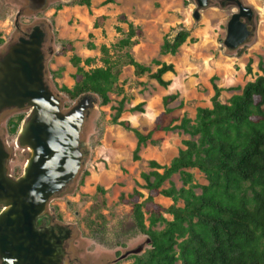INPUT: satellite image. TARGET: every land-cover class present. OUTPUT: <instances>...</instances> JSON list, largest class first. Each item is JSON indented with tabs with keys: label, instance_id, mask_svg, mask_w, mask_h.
I'll list each match as a JSON object with an SVG mask.
<instances>
[{
	"label": "rangeland",
	"instance_id": "1",
	"mask_svg": "<svg viewBox=\"0 0 264 264\" xmlns=\"http://www.w3.org/2000/svg\"><path fill=\"white\" fill-rule=\"evenodd\" d=\"M83 1L89 5L76 3ZM240 1L252 9L248 23L252 33L240 47L228 50L223 41L236 9L221 6L222 0H208L198 10V19L193 18L194 0H46L39 11L31 8L30 0H0V54L31 25L48 26L45 80L64 110L80 98H70L64 88L72 92L84 75L95 70L111 76L105 104L92 94L97 101L81 134L80 172L47 206L46 214L55 222L72 228L64 264H131L146 242L133 230V204L121 198L137 191L143 195L137 202L143 203L147 190L142 174L153 170L149 162H156L162 172L185 148L184 141H196L179 128L180 121L185 118L194 125L197 109L211 108L215 88L220 91L219 101L226 103L240 94L245 83L264 75V0ZM180 29L189 33L187 41L174 54H163L164 41ZM130 60L151 73L162 63L172 64L174 72L163 76L169 86L163 88L147 75H135ZM169 95L175 98L164 103ZM26 114L24 110L3 116L0 134L8 149L20 127L21 122L11 133L18 116ZM122 121L129 123L130 130L118 124ZM138 135L147 139L137 148ZM25 159V151H14L9 164L13 177L22 173ZM183 171L197 186L193 192L200 194V187L207 184L203 173L196 168ZM170 184L176 190L189 188L179 173L161 188L168 189ZM153 203L160 207L162 219L151 224V208L143 209L144 225L156 232L172 220V206L183 207V200L161 195ZM136 249L138 253L128 254Z\"/></svg>",
	"mask_w": 264,
	"mask_h": 264
},
{
	"label": "trees",
	"instance_id": "2",
	"mask_svg": "<svg viewBox=\"0 0 264 264\" xmlns=\"http://www.w3.org/2000/svg\"><path fill=\"white\" fill-rule=\"evenodd\" d=\"M76 3L89 5L88 1ZM188 37L187 31L178 30L164 41L162 53L174 54ZM130 65L135 75H147L163 88L170 84L163 76L174 72L173 65L166 63L153 73L132 60ZM110 77L106 71L95 70L84 75L72 92L65 88L62 91L70 98L91 93L105 104ZM219 96L215 88L211 108H198L194 125L185 118L180 121L179 128L196 141H184L185 148L162 172L156 162H149L153 170L142 174L147 190L143 203L137 202L143 198L137 191L121 198L133 204V230L146 242V248L131 264H264V75L245 83L240 94L231 96L226 103H221ZM174 98L175 95L165 96L163 101ZM22 119L18 116L11 133L16 132ZM118 124L130 130L127 121ZM146 139L138 135L137 148ZM188 168H196L205 176L207 184L200 187V194L193 192L197 186L183 171ZM176 173L189 188L176 190L170 184L168 189H162L163 183ZM159 195L183 200V207L172 206V220L156 232L145 227L143 209L147 212L151 208V224L160 221V207L153 203Z\"/></svg>",
	"mask_w": 264,
	"mask_h": 264
},
{
	"label": "water",
	"instance_id": "3",
	"mask_svg": "<svg viewBox=\"0 0 264 264\" xmlns=\"http://www.w3.org/2000/svg\"><path fill=\"white\" fill-rule=\"evenodd\" d=\"M198 10L208 0H194ZM46 0H30L39 11ZM233 6L223 45L235 50L250 37L252 9L240 0H222ZM20 14L15 17L17 22ZM48 26L36 23L16 36L0 56V125L8 112L27 111L10 149L0 134V264H64L72 242V228L57 222L43 223L51 199L62 193L78 176L84 161L81 134L85 119L96 104L86 94L69 109L45 80L44 45ZM26 153L22 173L13 177L9 164L14 151ZM139 249L129 253L136 254Z\"/></svg>",
	"mask_w": 264,
	"mask_h": 264
},
{
	"label": "flooded vegetation",
	"instance_id": "4",
	"mask_svg": "<svg viewBox=\"0 0 264 264\" xmlns=\"http://www.w3.org/2000/svg\"><path fill=\"white\" fill-rule=\"evenodd\" d=\"M15 27L16 28H18V25L16 24V22H15ZM27 32L26 31H24L23 33H22V35H24V34H26ZM4 54V52L3 53H1L0 54V56L1 55H3ZM52 222H55L54 221V219H53V216L50 214V216L48 215V214H46V216L43 218V220L41 221V224H43V223H52Z\"/></svg>",
	"mask_w": 264,
	"mask_h": 264
}]
</instances>
